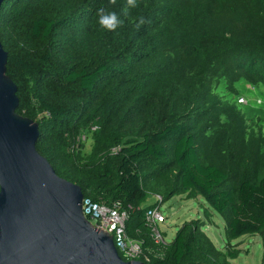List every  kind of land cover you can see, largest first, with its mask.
Returning a JSON list of instances; mask_svg holds the SVG:
<instances>
[{
  "label": "trees",
  "instance_id": "16d2710c",
  "mask_svg": "<svg viewBox=\"0 0 264 264\" xmlns=\"http://www.w3.org/2000/svg\"><path fill=\"white\" fill-rule=\"evenodd\" d=\"M46 1L5 0L0 9V40L9 55L7 75L17 87V81L12 75L14 71L33 86H37L42 78L56 83L60 76L63 85L77 87L82 94L87 95L95 94L103 82H110L112 89H119L125 81L140 84L136 81L139 78H135L139 76L143 77L140 82L144 83L126 94L128 99H133L131 108L137 113L134 118L119 112L121 120L118 126L117 121H114L110 128H105L109 130L107 145L97 143L91 156L86 159L68 152L71 141L68 143L67 138L60 140L59 137L40 132L37 151L49 161L57 175L79 186L84 197L100 203H119L128 210V235L132 239L143 240L144 247L152 252L154 248L160 253L166 249L165 254L159 258L151 255L150 262L146 264H230L229 261L238 256L236 250L226 253L216 248L204 234L200 221L185 223L166 247L155 245L144 220L146 210L153 206H143L147 202V189L168 200L187 193L200 196L224 220L226 239L229 242L246 235L259 236L264 248V150L251 159L250 174L247 169L249 158L228 172L206 161L198 146L197 129L193 125L179 122L177 118L161 122L167 109H182L181 105L175 104V100L185 92L191 96V102H199V113L205 111L207 106L206 103H200V91L193 90L198 80L204 98L216 97L218 77L228 66L252 76L257 74V67L264 68V48H259L263 42L257 37L253 19L249 18V9L246 10L248 17L229 31V28L219 30L215 26L213 18L216 16L207 13L203 20H199L197 15L193 16V13L185 9L188 4H200L204 0H137L138 6L134 8L128 7L127 0H124L117 9L123 21L116 29L118 36H126L121 41L113 38L106 40L104 36L102 38L93 24L89 28L80 26L75 36L68 38V32L64 34L63 30L69 28L67 19L72 13L65 19H57L55 12L46 9L48 5H40ZM175 2L178 4L174 5ZM75 6L72 3L68 9L72 11ZM125 7H128L127 15L122 11ZM16 15L28 27L29 39L36 40L48 50L55 43H64V48L46 54L39 64L26 57L12 56L3 42L6 38H12V30L17 28L12 22V17ZM141 16L146 23L137 29L135 25ZM227 18L231 24V17ZM208 19L211 21L209 26L206 25ZM213 34L221 37V45L239 57L227 63L223 57L220 62L222 64L212 74L202 72L201 66L209 62H205L206 57L192 67L184 66L180 73L173 70L170 75L164 74L162 68L165 60L174 57V53L182 47L180 43L183 40H193L195 44L205 47L206 51H214L217 45L213 42ZM128 51L138 56L133 57L134 67H131V71H127L128 66L123 64L130 60L126 58ZM258 77V83L264 85V76ZM211 80L213 84L209 83ZM147 94L155 97L152 96L149 103L144 101L139 104ZM17 95L20 102L17 113L21 116V113L25 114L30 120L35 119L21 106L19 87ZM34 97L47 117L38 122L39 130L45 125L52 128L67 127L70 113L64 98L46 96L44 93H34ZM189 105L184 108L189 110ZM154 109L158 113L156 127L149 130L146 119L143 121L140 118L146 113L152 116ZM110 146L120 147L114 158L109 155ZM148 170L151 171L145 172ZM162 170L168 175L163 181L158 177ZM238 170L243 178L240 181L234 179Z\"/></svg>",
  "mask_w": 264,
  "mask_h": 264
},
{
  "label": "rangeland",
  "instance_id": "374dc122",
  "mask_svg": "<svg viewBox=\"0 0 264 264\" xmlns=\"http://www.w3.org/2000/svg\"><path fill=\"white\" fill-rule=\"evenodd\" d=\"M234 1L204 0L200 4H188L185 6V9L189 13H193V16L194 14L197 15V19L199 20H203L207 16V13L211 16H216L213 18L215 26L219 30L229 28V31L248 17L246 10L249 9V18L253 19L252 23L254 24L257 37L263 42V45H259V48L263 49L264 0ZM72 3H75L76 6L70 11L68 8L71 7ZM123 3L124 0H116V5L109 7L108 0H47L45 3H40V5H48L46 9L55 12L57 19H65L64 17L72 13L67 19L69 20V28L63 30L64 34L65 31L68 32L66 34L68 38L75 36L80 26L89 28V25L93 24L95 25V30H98L97 33L101 34L102 38L104 36L106 40L113 38L123 41L126 37L124 34L119 37L117 30L107 31L100 29L96 22L97 9L105 7L107 10L117 12L118 7ZM177 4L178 2L174 3V5ZM227 6L229 8L224 9ZM175 7L180 9L178 6ZM220 8H223V10ZM64 9L65 11L61 13ZM221 13L224 14L220 15ZM225 16L226 18H224ZM227 17H231V24ZM199 20H197L198 24L203 26ZM207 21L206 25L209 26L211 21L209 19ZM12 22L13 25L17 26V30L10 28L14 34H12V38H6L3 42L12 56L26 57L30 61H35L39 64L41 58L46 56V54L60 51L65 46L64 43H60L59 45L55 43V46L48 50V48H44L36 40L29 39L28 27L23 20H20V17L17 15L13 16ZM212 39L215 45H217L214 51H206L205 47L195 44L193 40H183L180 43L182 47L177 50L178 52L174 53V57L165 60L162 68L164 74L170 75L173 70L180 73L184 66L192 67L203 57H206V63L207 60L209 62L201 66L202 72L204 74L206 72L212 74L217 71V66L222 64L220 62L223 57L227 59L224 60L226 63L239 57L238 55L235 56L225 45H221L223 42L221 37L213 34ZM127 55L126 58L130 60L123 64L128 66L127 71H131L134 67L133 57L137 58L138 56L132 52H129ZM255 73L257 74L252 76L243 70H235L233 67L228 66L227 70L218 77V95L216 97L206 96L204 98L203 89L199 86L198 80L193 90L200 91L202 97L200 103H206L205 105L207 106L204 109L205 111L199 113V102H191V96L185 92L175 100V104L181 105L182 109H167L164 111L166 115L161 122L166 123L177 118L176 120L179 122L193 125L197 129L198 146L207 162L229 172L242 160L249 158V168L247 166L246 168L249 169L250 174L251 159L257 153L261 154V150H264V85L258 83V75L264 76V68L257 67ZM12 75L21 91V106L25 107L35 117L32 121L37 124L46 120L47 117L39 107V104L34 101V93H44L46 96L64 98L68 102L70 115L67 127L52 128L45 125L40 132L47 136L54 135L55 137H59L60 140L67 138L68 143L71 141V146H68V152L82 159L91 156L93 148L97 143L107 145L109 130L106 129L110 128L116 121V126H118V122L121 120L118 117L119 112H122L126 116L130 114L129 116H133L134 118L137 113L131 108L133 99H128L126 94L129 90L136 89L140 84H144L140 82V79L143 77L139 76L135 78H139L136 81L140 84L125 81L119 89H112L110 82H103L104 84H101L96 89L95 94L87 95L82 94L77 87L63 85L64 83L62 84L60 76L59 81L56 83L48 82L46 78H42L37 86H33L17 72H12ZM164 80L167 84V79L165 78ZM209 83L213 84L212 80ZM104 86L108 87L104 88ZM152 96L154 95L147 94L146 97L143 96L144 99L139 104H142L144 101L149 103L153 99ZM187 104H190L189 110L184 108ZM21 114L23 117L26 116L23 113ZM220 115L221 117H219ZM157 118L158 113L154 109L152 116L146 113L140 119L143 121L146 119L149 130H152L156 127ZM124 122H126V118ZM61 130L62 132H60ZM110 147L109 155L114 158L120 147ZM167 176V172L163 170L158 174L161 181L166 180ZM234 179L237 181L243 179L240 170H238V175ZM146 183L147 179L144 180V184ZM147 192V202L143 206L161 205V212L166 218V222L165 224H161L159 228L163 232L167 244L173 241L177 231L185 223L200 221L203 225L202 230L204 234L212 240L216 248L224 250L226 253L229 250H236L238 252L237 258L230 260V264H263L264 248L261 238L259 236L246 235L236 241L229 242L226 239L224 220L200 196L187 193L168 200L148 189ZM165 252V248L161 253L154 248L153 257L159 258Z\"/></svg>",
  "mask_w": 264,
  "mask_h": 264
},
{
  "label": "water",
  "instance_id": "95a60500",
  "mask_svg": "<svg viewBox=\"0 0 264 264\" xmlns=\"http://www.w3.org/2000/svg\"><path fill=\"white\" fill-rule=\"evenodd\" d=\"M8 59L0 40V264H145L121 258L85 218L82 189L39 154V124L17 113Z\"/></svg>",
  "mask_w": 264,
  "mask_h": 264
},
{
  "label": "built area",
  "instance_id": "2783aa9c",
  "mask_svg": "<svg viewBox=\"0 0 264 264\" xmlns=\"http://www.w3.org/2000/svg\"><path fill=\"white\" fill-rule=\"evenodd\" d=\"M82 210L85 218L96 230L105 232L113 238L115 247L124 261L150 262L153 252L144 247L143 240L132 239L128 235L127 222L130 220V212L119 203H100L84 197ZM144 220L154 244L166 247L165 236L159 228L166 222L161 205L155 204L148 208Z\"/></svg>",
  "mask_w": 264,
  "mask_h": 264
},
{
  "label": "clouds",
  "instance_id": "9594fccd",
  "mask_svg": "<svg viewBox=\"0 0 264 264\" xmlns=\"http://www.w3.org/2000/svg\"><path fill=\"white\" fill-rule=\"evenodd\" d=\"M114 5H116V0H108L109 7ZM127 6L132 8L137 7V0H127ZM128 7H125L122 10L124 15L128 14ZM96 17V22L99 25V28L107 31H115L123 23L116 11L107 10L105 7L97 9ZM144 23H146V20L143 16H141L139 17V23L135 26L138 29Z\"/></svg>",
  "mask_w": 264,
  "mask_h": 264
}]
</instances>
